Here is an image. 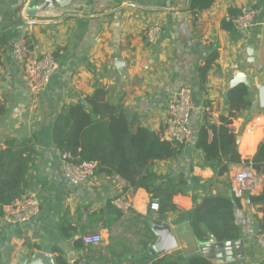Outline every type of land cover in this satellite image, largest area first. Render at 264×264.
Wrapping results in <instances>:
<instances>
[{
    "label": "crops",
    "instance_id": "1",
    "mask_svg": "<svg viewBox=\"0 0 264 264\" xmlns=\"http://www.w3.org/2000/svg\"><path fill=\"white\" fill-rule=\"evenodd\" d=\"M46 1L0 0V105L5 107L0 151L7 140L34 137L36 155L28 180L41 200L38 215L29 223L10 226L0 218V264H31L35 253L50 256L53 264H135L148 251L159 257L177 251L184 258L200 254L201 244L188 223H176L177 213L154 224L157 213L149 211L150 197L144 190L126 191L124 180L104 174H95L79 186L64 180L61 155L52 143V125L64 108L100 86L107 92L106 99L121 105L135 126L159 133L168 100L187 88L194 106L190 125L195 137L204 122L205 104L212 108L210 120L216 125L227 115L226 94L234 76L242 73L250 79L253 104L236 114L233 125L250 131L240 136L237 150L242 162H251L264 141V105L257 90L264 84V0H214L198 14L190 10L191 0H52L47 10L28 16ZM243 6L257 14L254 27L240 33L225 18ZM152 27L159 30L153 44L145 39ZM20 39H27L35 55L51 53L58 62L35 110L30 108L13 53V44ZM209 58L214 60L201 86L198 69ZM119 61L123 74L116 68ZM246 166H231L228 174L208 187L205 182L214 174L202 166L201 152L190 144L176 159L154 167L158 175L183 174L198 197L211 193L240 199L235 218L245 260L221 264H264V252L255 239L263 218L260 205L247 202L248 196L232 179ZM257 175L260 188L255 195L264 181ZM128 193L130 207L119 210L113 200ZM164 224L174 239L173 249L156 244ZM130 232L140 239L133 240ZM92 233L102 237L101 244L85 246L83 236Z\"/></svg>",
    "mask_w": 264,
    "mask_h": 264
},
{
    "label": "trees",
    "instance_id": "2",
    "mask_svg": "<svg viewBox=\"0 0 264 264\" xmlns=\"http://www.w3.org/2000/svg\"><path fill=\"white\" fill-rule=\"evenodd\" d=\"M213 3L214 0H191L190 10L198 14ZM213 60L209 58L198 69L201 86ZM252 95L253 92L242 84L229 89L226 94L227 115L220 117L219 125L203 114L204 122L191 145L201 152L202 166L210 168L214 174L212 180L205 182L208 187L228 174L231 166L242 163L251 165L264 178V141L258 145L251 162H242L235 136L228 129L238 112L251 109ZM106 96L107 92L96 86L91 95L64 108L56 117L51 136L61 157H67L74 164L96 163L95 174L120 177L127 185L126 191L144 190L149 201H156L159 205L156 225L166 220L168 214L177 213L176 223H188L191 235L200 244L211 238L217 242L240 240L242 231L235 218V211L241 208L240 199L211 193L198 197L189 190V182L183 174L158 175L154 171L156 163L176 159L186 145L163 141L158 133L135 126L124 108L110 103ZM4 113L5 107L0 105V119ZM4 146L5 149L0 151V218L5 206L32 190L28 173L36 155L34 137L7 140ZM194 182L200 183L196 178ZM248 199L249 203L260 205L263 218L258 229H264V181L261 192L248 195ZM112 207L108 202L107 208ZM135 264L213 263L199 254L184 258L177 251L159 257L148 251Z\"/></svg>",
    "mask_w": 264,
    "mask_h": 264
},
{
    "label": "built area",
    "instance_id": "3",
    "mask_svg": "<svg viewBox=\"0 0 264 264\" xmlns=\"http://www.w3.org/2000/svg\"><path fill=\"white\" fill-rule=\"evenodd\" d=\"M257 11L253 8L243 6L236 15L226 16L236 32L245 33L255 25ZM159 30L155 27L148 29L145 39L148 43H155ZM13 53L20 65L22 79L28 91L31 103L30 108L35 110L39 97L48 85L51 77L58 69L56 57L51 53L40 56L34 54L28 44L27 39H20L13 44ZM194 110L191 101L190 90L181 88L168 100L166 104L165 119L162 130L158 133L161 140L174 144L189 145L194 141V133L190 125L191 114ZM204 114L213 115V110L209 106L202 109ZM232 124L228 126L229 132L235 137L243 133L250 134V131L236 129ZM97 168L96 163L74 164L67 157H61L60 174L61 177L72 186L85 184L94 175ZM233 183L241 193L255 195L260 188L259 176L251 165H247L233 176ZM128 194H122L113 200L114 205L119 210H126L130 207ZM41 200L36 191L28 190L20 198L7 205L3 209V220L10 226L22 225L31 222L39 213ZM148 209L157 212L159 205L156 201H149ZM256 243L260 250L264 252V229L256 232ZM82 242L85 246H97L101 244L102 237L92 233L83 236Z\"/></svg>",
    "mask_w": 264,
    "mask_h": 264
},
{
    "label": "water",
    "instance_id": "4",
    "mask_svg": "<svg viewBox=\"0 0 264 264\" xmlns=\"http://www.w3.org/2000/svg\"><path fill=\"white\" fill-rule=\"evenodd\" d=\"M52 3V0H47L41 6L35 7L32 12L28 13V16L34 17L37 13H40L44 10L48 9L49 4ZM56 4H60V2H55ZM117 70L120 74H123L122 65L119 61L116 65ZM239 84H243L246 87H250V79L248 76L237 73L230 83V87L233 88ZM259 92V99L262 105H264V84L258 86L257 88ZM240 135L236 136V144H239ZM249 202V199H247ZM159 242L156 243L157 246L161 249H173L175 248V242L172 237L171 231L168 226L164 224L162 226V230L158 233ZM201 255L206 260L210 261L213 264H221V263H230L235 261H244L245 253L243 249V241L237 240L235 242H217L214 239L208 240L206 243L201 244ZM31 264H53L52 258L42 253L33 254V259Z\"/></svg>",
    "mask_w": 264,
    "mask_h": 264
},
{
    "label": "rangeland",
    "instance_id": "5",
    "mask_svg": "<svg viewBox=\"0 0 264 264\" xmlns=\"http://www.w3.org/2000/svg\"><path fill=\"white\" fill-rule=\"evenodd\" d=\"M129 234H130V237H131L133 240H135V241L140 239V236H139V234H138V235H136V236H133V235H134V233H132V234H133V235H132V234H131V232H130Z\"/></svg>",
    "mask_w": 264,
    "mask_h": 264
}]
</instances>
